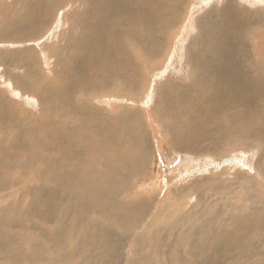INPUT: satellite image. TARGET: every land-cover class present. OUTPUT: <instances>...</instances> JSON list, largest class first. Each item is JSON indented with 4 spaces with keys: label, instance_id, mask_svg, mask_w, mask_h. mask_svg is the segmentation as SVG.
Listing matches in <instances>:
<instances>
[{
    "label": "bare ground",
    "instance_id": "bare-ground-1",
    "mask_svg": "<svg viewBox=\"0 0 264 264\" xmlns=\"http://www.w3.org/2000/svg\"><path fill=\"white\" fill-rule=\"evenodd\" d=\"M187 1L17 0L0 19V38L37 48L13 50L25 77L0 71V79L40 113L21 116L0 93V264H264V203L250 195L242 203L245 172L234 176L242 182L229 196L221 177L206 208L205 192L193 188L210 177L183 180L178 171L185 175L188 164L178 167L175 184L169 179L166 188L157 173L139 191L135 179L150 165L139 114L124 108L105 117L97 108H118L119 96L132 95L143 108L148 103L144 109L157 117L170 148L193 155L191 167L242 146L260 147L264 158V51L248 45L251 37L264 44V14L256 12L262 17L255 25L242 18V10H264V0H210L183 56L180 42L191 26L182 32L177 22ZM199 1H189L191 16ZM73 8L80 11L78 31L66 34L72 43L50 61L39 44L65 35L56 32ZM54 60L60 66L54 79L34 88L40 62L53 75ZM184 69L188 77L180 76ZM155 78L162 87L152 92ZM96 82L109 84V94L88 95ZM189 194L194 203L181 215ZM167 208L179 217L167 216Z\"/></svg>",
    "mask_w": 264,
    "mask_h": 264
},
{
    "label": "rangeland",
    "instance_id": "rangeland-1",
    "mask_svg": "<svg viewBox=\"0 0 264 264\" xmlns=\"http://www.w3.org/2000/svg\"><path fill=\"white\" fill-rule=\"evenodd\" d=\"M29 1H33V0H29ZM63 1H72V0H63ZM189 1H192V0H188L185 6H187V4H189V6H190L191 3ZM202 1H203V3H202ZM202 1L201 2L199 1L201 3V5L198 2V3H195L194 5L191 6L193 8L191 10L195 11L194 15H192V16L189 14V12H188L189 10L187 9L189 6L185 9V19L190 18V17L192 19L191 18L189 20L188 19L187 20L182 19V21H183L182 23H181V20L177 22L178 28L180 27L179 29L180 30L182 29V32H184V29H185L184 27H186L188 25L191 26L190 33H188L186 40L185 41L183 40L180 42V48L183 51V52H181V55H183V56L185 54V51L188 48L186 46L189 45V41L191 43V41L195 38V36H197L196 34H198V32H199L198 27L196 25V19H197L196 17H198V18L201 17L202 15H204V12H207V10H209V6L211 3L210 0H202ZM16 2H17V0H0V19L8 14V11L10 9H12V7H14ZM237 2H238V4H242V5L246 4L243 0H237ZM74 9L75 8H73V10L69 11L70 13H72V16L68 11H67L68 13L66 12L65 16H68L67 23H63L62 26H60V28L56 32L57 35H61V34H65V35L63 37H58V39L52 38V40H46L44 38L45 41H42L39 44L42 48L46 47V49L48 50L47 57H48V60L51 59L50 61L53 60L52 52L59 49L61 47V45L64 46L67 43H72V42H69L70 41L69 37L66 38V34L70 35L73 32L77 33V31H78V27H76V24L78 26V20H79L78 13L80 12L79 11L80 9L77 6H76V9H79L78 10L79 12H77V10L76 9L74 10ZM216 9H218L217 5H216ZM197 12H199V13H197ZM256 12H261L264 14V10H254V9L242 10V18H243L244 22L250 23L253 25L257 24L259 17H262V16H258L256 14ZM198 15H200V16H198ZM182 16H184V15H182ZM193 19H194V21H193ZM263 28H264V26H262V29ZM59 40H61V41H59ZM14 41L15 40L0 38V71H1L3 76L9 77L11 79H13L15 76L25 77V69L15 68V66H17L18 64H15L16 62L14 61V56H12L13 50H21V49L25 50L26 48L27 49L36 48L34 46L24 47V45L21 44V42L14 43ZM178 44H179V38L175 40V45H178ZM168 45H171V44L168 43ZM248 45H250L251 48H253L255 52H261V51H259V48L264 51V44L257 43V41L253 37H251V40L248 43ZM175 47L177 48V46H175ZM172 49L175 50L174 47ZM40 58L41 57L37 56V59H40ZM23 60H26V59H23ZM180 62L182 63L181 60H180ZM40 66H41V68L38 66L40 68L39 72L42 73L39 76L40 82L34 83V85H33L34 88H38L40 86V84H43L45 82H51L50 80L54 79L56 72L60 69V66L57 64L56 60H54V65L52 66L53 75H48L51 72H47V70L45 68H42V61L40 62ZM174 73L177 75L176 72H174ZM151 74H152L151 72H149V73L147 72L143 78H145V80H147L148 76H150ZM169 75L170 74H167L164 77H167ZM180 76L188 77V74H186V69H184L183 73H180ZM1 79H0V93H3L10 100V102H12L15 105L16 110L19 111V114L21 116H25L27 113L33 114V111L31 109L35 110L36 111L35 113L37 115L40 114V113H38V110H37L38 107L34 106V104H32L31 102H27V103L26 102L23 103V101L20 102V100H19L20 97L16 96V94H12L11 90L9 88H7L5 85V82H3L5 80H3V78H1ZM156 81L158 82V78H155V81H154L153 86H152V90H153L152 92H154V88L159 90L162 87V82L157 84ZM175 81L184 83V81L180 80V79H175ZM18 87L22 91H26V92L33 94L34 96L37 97V95L34 91L23 90L20 86H18ZM110 89H111V86L109 84H105L103 82H96V83L92 84L90 87H88L86 89V91H87L88 95L95 97V96L109 94ZM8 90L11 94L9 92H7ZM142 91H143V88L139 90L138 94H140ZM152 94H154V93H152ZM122 97H124V99L122 100L124 103H123V105L119 106L118 108H112L111 109V108L100 107V106H98L97 108L99 110H103L105 112V117H108L109 114L113 113L114 111L119 112L124 108H132V109L136 110L137 113L139 114L138 124L141 126L140 130H139L140 142H142L144 148L146 149V151L148 153L150 165H148L146 170L144 172H141V174L135 179V180H137V182L135 184L136 185L139 184L137 190H139V191L143 190V187H146V185H145L146 182L147 183L149 182V185H151L150 181L152 180V177H150V176H153L154 174H157V173H158L157 175L161 176V178L157 179L158 183H163L166 186V188L168 186L166 184H168V182L170 180H172L173 182L172 181L171 182L173 184H175L174 183V175L177 173V169H179L178 167L180 165L188 164L185 166L186 170H188V171H186L185 175L182 174L180 169L178 171L179 176H182V178H185L183 180H190L192 178H198V177H206L207 175H208L207 177H210L209 181H208V178L200 179L199 184H201V185H199L196 188H193L194 191H197L198 189H202L205 192V194H203V195H205L204 196L205 198L208 195L213 194L214 189L219 190V192H220L221 188L218 187V184L221 180V177H223V176L226 177V178L223 177L224 181L221 182V183L225 184V189L223 190V192L228 190L229 192L226 193V195L227 196L231 195L232 192H235L238 189L237 188L238 184L236 183L237 179H240L239 181L242 182V178H238V177H234V176L238 175V173H244L245 172L244 175L246 176V178L247 177L248 178H247L246 182H244V186L246 187L248 185V186L254 187L255 189L251 188L246 195V193H244V191L242 190L245 187H242V185H241L242 188L240 191V197L242 199L244 198V201L242 203H245L246 201L251 202L249 199H247L249 195L253 199L257 198V199L262 200V202L264 203V198H263L264 197V158L263 157L261 158L259 156L261 153L260 147H259V150L253 149V148H255L254 146L253 147L252 146L238 147L237 150L235 149L233 151H230V153L228 152L227 156H224V157L220 156L221 158L218 157V158H211L210 159L207 155V156L203 157V159H209V160L203 161V162L198 163V164L193 163V166L191 167L190 166V165H192L191 162L195 161V158L192 157L193 155L191 153H188V155H187L183 152L178 151L176 148L174 150H172L170 148V146L167 143L169 139L164 137L163 133L159 130V127H160V124H158L159 120L157 119V117H155L151 113H149V112L147 113L146 110L144 109V108H147L148 103L144 104V108H143V106L140 105L139 102H137L133 99L132 95H130V97H131L130 99H128L126 96H119L120 99H122ZM151 98L153 99V97H151ZM22 103L24 106L22 105ZM88 103L94 104L91 101H88ZM102 104L104 105V103H102ZM109 106H111V105H109ZM147 114H149L150 116L147 117ZM256 125H258V123ZM252 138L254 139V136H250V137L246 138L244 141L253 140ZM257 138L258 137H256V139ZM236 143H238V142H236ZM258 144H257V146H258ZM260 146H262V144ZM148 147L150 148V150L148 149ZM241 155H243L244 157H246V155H248L249 159H247V158L240 159L239 156H241ZM259 157L261 158L260 165H259L261 167L258 166ZM187 158H189V159H187ZM222 160L224 162H222ZM230 160L232 161L231 163L229 162ZM221 163H223L224 165ZM225 165H227V166H225ZM229 166H231V168ZM255 169L258 172V176H256L254 173ZM201 170H203V171H201ZM28 173L32 174L33 172L31 171ZM147 173H148V175H147ZM146 175L148 177H145ZM227 176H229V177L227 178ZM136 185H134V187H132L131 189H134V188L136 189ZM162 188H163V186L161 185V189ZM206 188L208 190H206ZM129 190H130V188H129ZM134 191H136V190H134ZM245 195H246V198H245ZM241 198H240V201H241ZM186 199L187 200L190 199L189 202L188 201L185 202L184 203L185 207L182 208L180 206L179 210H178V211H183L181 213V215H183L185 213V211L189 208L188 206H190L191 204L194 203V195L189 194V197H186ZM223 199H229V197L217 198L216 204L214 206L219 207ZM208 200L209 199H207V198L205 200H202V202H206V203H204L205 208L207 207V203H209L210 205L212 204V202L211 201L208 202ZM27 201H28V198H25L24 202H27ZM24 202H22V203H24ZM179 205H181V203H179ZM167 209H168V210H166L167 216L169 215V217H176V216L179 217L177 212H176L177 214L172 213L170 208H167ZM240 212L243 213L244 211L242 210ZM240 212H239V215L242 214ZM171 214L173 216H171ZM160 217H162L161 213L159 214V218ZM188 217H186L185 220H187ZM185 220L184 219H182V221H181V219L179 221L177 220L176 225L178 224V227L180 228V225L178 222H181L182 224H184L183 222H185ZM185 261H188L187 257H185Z\"/></svg>",
    "mask_w": 264,
    "mask_h": 264
},
{
    "label": "flooded vegetation",
    "instance_id": "flooded-vegetation-1",
    "mask_svg": "<svg viewBox=\"0 0 264 264\" xmlns=\"http://www.w3.org/2000/svg\"><path fill=\"white\" fill-rule=\"evenodd\" d=\"M247 4V3H246Z\"/></svg>",
    "mask_w": 264,
    "mask_h": 264
}]
</instances>
